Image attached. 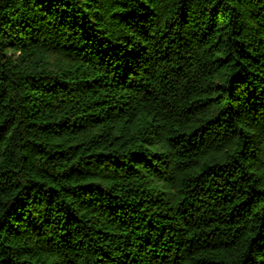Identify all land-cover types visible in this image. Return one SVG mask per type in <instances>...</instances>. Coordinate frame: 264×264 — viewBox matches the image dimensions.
Here are the masks:
<instances>
[{
  "label": "trees",
  "instance_id": "trees-1",
  "mask_svg": "<svg viewBox=\"0 0 264 264\" xmlns=\"http://www.w3.org/2000/svg\"><path fill=\"white\" fill-rule=\"evenodd\" d=\"M0 264H264V0H0Z\"/></svg>",
  "mask_w": 264,
  "mask_h": 264
}]
</instances>
